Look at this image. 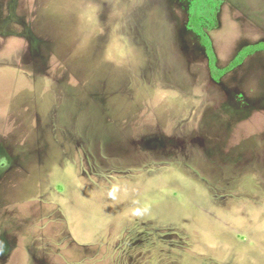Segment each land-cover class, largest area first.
<instances>
[{"label":"rangeland","instance_id":"374dc122","mask_svg":"<svg viewBox=\"0 0 264 264\" xmlns=\"http://www.w3.org/2000/svg\"><path fill=\"white\" fill-rule=\"evenodd\" d=\"M225 68L264 0H223ZM191 0H0V264H264V52L216 82Z\"/></svg>","mask_w":264,"mask_h":264},{"label":"trees","instance_id":"16d2710c","mask_svg":"<svg viewBox=\"0 0 264 264\" xmlns=\"http://www.w3.org/2000/svg\"><path fill=\"white\" fill-rule=\"evenodd\" d=\"M223 3V0H191L188 25L189 29L201 39L208 58L211 76L216 82H219L226 74L238 69L250 57L259 52H264V42L246 46L240 50L237 56L225 68H218L213 42L207 29L212 30L218 27L219 13Z\"/></svg>","mask_w":264,"mask_h":264},{"label":"crops","instance_id":"0c3cea01","mask_svg":"<svg viewBox=\"0 0 264 264\" xmlns=\"http://www.w3.org/2000/svg\"><path fill=\"white\" fill-rule=\"evenodd\" d=\"M254 57V56H253ZM248 60V59H247Z\"/></svg>","mask_w":264,"mask_h":264}]
</instances>
